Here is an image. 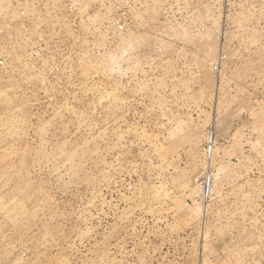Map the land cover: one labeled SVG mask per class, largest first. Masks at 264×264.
<instances>
[{"label": "rangeland", "instance_id": "1", "mask_svg": "<svg viewBox=\"0 0 264 264\" xmlns=\"http://www.w3.org/2000/svg\"><path fill=\"white\" fill-rule=\"evenodd\" d=\"M0 264H264V0H0Z\"/></svg>", "mask_w": 264, "mask_h": 264}]
</instances>
